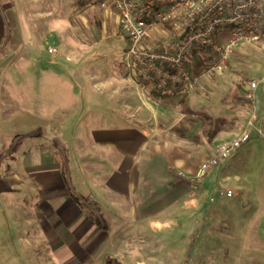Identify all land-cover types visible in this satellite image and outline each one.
<instances>
[{
	"label": "rangeland",
	"instance_id": "rangeland-1",
	"mask_svg": "<svg viewBox=\"0 0 264 264\" xmlns=\"http://www.w3.org/2000/svg\"><path fill=\"white\" fill-rule=\"evenodd\" d=\"M80 2L90 5L80 12ZM80 2L70 0L64 7L55 5L56 16L51 21L56 30L44 29L43 33L46 30L45 39L58 48L67 43L69 37L65 35L71 33L84 46L68 42L62 52L44 39L43 47L29 50L27 60L16 54L0 61V156L4 157L1 167L22 180L11 186L12 191L0 192V264H61L51 244L61 239L71 250L78 244L68 229L67 211L63 212L70 201L63 191L83 194L85 188L99 193L118 184L123 189L129 216L130 201L136 195L137 172L148 168L147 158L153 146L151 142L142 144L143 141L152 132L157 138H200L198 133L206 130L205 136L213 134L224 120L228 124L224 141H231L243 131H249L250 138L195 185L193 191L207 192L198 191L196 197L204 203L203 215L214 218L217 238L212 239L207 231L205 238L192 242L200 246L204 243V256L195 248L192 254L188 249V255L179 258L181 262L188 258L183 264H264V95L259 94L264 92V84L256 92L255 105L261 109H256L255 118L250 116L254 113L249 111L250 103L237 93L242 91V81L263 76L261 45L239 48L222 74L203 78L199 88L188 96L186 104L190 108L178 104L177 111L171 112L162 126L159 122L154 126L156 130L150 131L131 116L134 110L123 108L124 93L114 95L110 89L95 85L114 77L116 67L122 65L119 53L127 45V38L116 24L111 26L112 13L108 20L101 19L104 10L94 0ZM83 13L90 18V27L81 24L77 32L73 21ZM104 21L110 27L106 28ZM49 47H55L57 52L49 53ZM73 49L80 63H75ZM89 73L99 76L91 79ZM151 99L161 106L168 103V99ZM52 132L59 138L55 143L50 139ZM42 147L49 152L47 162L56 156L53 160L61 166L59 174L64 173L61 186L55 175L44 174L57 185L49 193L35 188L38 172H32L39 163L36 157ZM192 151V165L187 167L196 170L209 153ZM150 166L159 171L166 168L164 155L154 158ZM189 168L178 171L190 173ZM227 177L226 185L235 190V196L221 193L219 184ZM49 194L59 199L55 201L57 197L50 198ZM194 206L193 212L199 210ZM168 209L166 220L179 214V203L169 204ZM92 216L93 220L99 219L97 208H93ZM135 221L129 220L127 226ZM163 225L169 233L168 240L174 242L172 222L160 224ZM63 262L83 264L82 257L74 254Z\"/></svg>",
	"mask_w": 264,
	"mask_h": 264
},
{
	"label": "crops",
	"instance_id": "crops-1",
	"mask_svg": "<svg viewBox=\"0 0 264 264\" xmlns=\"http://www.w3.org/2000/svg\"><path fill=\"white\" fill-rule=\"evenodd\" d=\"M69 1L0 0V61L16 54L27 60L28 55L35 48L39 46L43 47L44 41L42 40L45 39L44 35L47 34V31L45 30L43 33V30H56L51 21V18L56 16L54 6L59 5L64 7ZM75 1L80 2L81 0ZM89 5L90 3L88 2H80L81 8L79 11L86 10ZM112 15V19L115 22L113 21L111 26L113 27L116 24L119 30L116 15ZM100 17L101 19L108 20L110 13L104 10V13ZM73 23L78 32L81 24L85 25L87 23V26L90 27V18L88 19L86 14L83 13ZM105 23L106 28L110 27V25L108 26L109 23ZM65 36L69 38L67 43L59 46L62 52H64L63 48L65 49L66 46H69L68 42L75 41L77 44L81 43L79 44L81 46L85 45L82 41H77V37L72 33ZM45 42L49 43V46L57 47L48 38L45 39ZM29 50H31L30 53ZM71 52L75 63H80V59L76 56V50L73 49ZM122 65L116 67L114 77H107L104 80L98 81L95 85L101 86L106 90L110 89V92L114 95L124 93L125 96L122 100L123 108L134 110L131 116L138 118V122L147 125L150 131H155L156 128L154 126L159 122L162 126L164 124L163 121H167L170 118V113L177 111L178 104H181V108H190L186 104L188 96L194 94L202 83L203 78L208 77L201 76L198 80L197 89L187 97L183 99H168V103L165 106H161L160 104L157 105L140 90L132 76ZM89 75L91 79L99 76V74L91 75L90 73ZM237 93L247 101L242 91ZM259 94L263 96L264 92H260ZM256 109L257 111L259 109L260 112L261 108L256 107ZM249 111H252V109H249ZM237 115H239L238 112ZM250 116L252 118V115ZM201 124H203V121ZM180 125L182 126L183 124ZM226 125L228 124L224 120L222 126L213 134L205 136L206 130L198 133L200 138H186L184 136H178V138H157L156 132H152L150 138H147L142 143L151 142L153 146L147 158L149 163L148 168L137 172L136 195L130 201L131 211L129 216L126 211L127 203L122 198L123 189L118 184L104 188L99 193L91 190L86 191L85 188H83V194L77 191H63L70 200L66 204L68 208L70 207V210L67 208L63 212L67 211L66 220L70 222L68 229L72 230L73 238L78 241V244L72 250L67 248L66 243L61 239L51 244L55 252L59 254L61 264H64V259L71 254L77 255L78 258L82 257L83 264H107V258L113 260L112 264H116L117 261L121 264H168L169 262L177 264L180 261L179 256L188 255L186 253L188 249H190L189 254H192L195 248L201 256H204V243L200 246L199 243L193 244L192 242L197 241L198 238H205L207 231L212 239L217 238V232H215L216 222L213 220V217H205L203 215L202 208L204 203L198 201L200 199L196 197L198 196V191L199 194H202V191L205 193V190L193 191L195 186L191 187L187 178L182 177L179 173L188 175L191 172H195V169L191 170V166L190 168L187 167L190 164L192 165L194 157L192 150L196 149L197 152L207 150L208 153L214 143L224 141L227 134ZM232 133L236 134V132ZM57 137V133L56 135L53 133L50 138L52 143L59 140ZM210 143H212L211 147L206 149V146ZM40 149L36 157L37 160L39 159V163L30 172H38L34 182L35 188L38 191L49 193L57 185L48 181L49 176L47 177L44 174L55 175L59 180L58 186H61L60 181H63L64 173L59 174L61 166L55 159L53 160V158L57 157L52 156L51 161L47 162V154L49 152L46 149L44 150V147ZM51 155H54V153L52 152ZM159 155H164V164L166 165V168L161 171L150 166L154 158H157ZM12 156L13 160L16 159L15 155ZM182 167L189 168L188 171L190 173H187V170L185 173L179 172L178 170L182 169ZM24 168L27 169L26 166ZM56 170H59L58 174L55 173ZM14 174L9 173L7 169L0 166V192H10L13 190L11 186L14 183L22 182L19 176L13 177ZM49 197L54 198L57 195L49 194ZM58 199L59 197L55 201ZM176 202L179 203V214L173 215L166 220L164 215L169 210V204ZM193 206L197 209L199 208V210L193 212ZM93 208H97L100 220H93ZM70 211L71 214L68 215ZM131 219H136V221L129 227L127 224ZM168 222H172L173 224L171 233L175 237V241L173 239L174 242L168 240L167 236L169 233L165 229L166 227L164 225L160 226V224H167ZM157 226H159V229H156ZM193 233L194 237L192 236ZM188 237L189 242H187ZM182 239L184 243H182ZM187 259L184 258L182 262L180 261V264H183L184 261L186 262ZM193 264L198 263L194 262Z\"/></svg>",
	"mask_w": 264,
	"mask_h": 264
},
{
	"label": "built area",
	"instance_id": "built-area-1",
	"mask_svg": "<svg viewBox=\"0 0 264 264\" xmlns=\"http://www.w3.org/2000/svg\"><path fill=\"white\" fill-rule=\"evenodd\" d=\"M115 14L127 45L120 62L134 82L153 99L185 98L198 87L201 76L222 74L242 46L260 44L264 52V0H94ZM49 53L57 49L49 47ZM259 79L242 81V92L254 111ZM252 124V123H251ZM250 124V125H251ZM249 131L231 141L217 142L191 175L190 186L203 182L212 168L225 162L247 143ZM219 184L221 193L235 196Z\"/></svg>",
	"mask_w": 264,
	"mask_h": 264
},
{
	"label": "trees",
	"instance_id": "trees-1",
	"mask_svg": "<svg viewBox=\"0 0 264 264\" xmlns=\"http://www.w3.org/2000/svg\"><path fill=\"white\" fill-rule=\"evenodd\" d=\"M3 159H4V157L3 156H0V166H1V164H2V161H3ZM107 264H112V259L111 258H107Z\"/></svg>",
	"mask_w": 264,
	"mask_h": 264
}]
</instances>
